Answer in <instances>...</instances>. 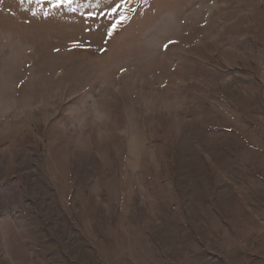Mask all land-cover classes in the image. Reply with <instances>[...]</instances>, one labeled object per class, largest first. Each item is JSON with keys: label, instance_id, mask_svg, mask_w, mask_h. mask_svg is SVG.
<instances>
[{"label": "rangeland", "instance_id": "374dc122", "mask_svg": "<svg viewBox=\"0 0 264 264\" xmlns=\"http://www.w3.org/2000/svg\"><path fill=\"white\" fill-rule=\"evenodd\" d=\"M122 2L0 0V264H264V0Z\"/></svg>", "mask_w": 264, "mask_h": 264}, {"label": "snow or ice", "instance_id": "6c2138e0", "mask_svg": "<svg viewBox=\"0 0 264 264\" xmlns=\"http://www.w3.org/2000/svg\"><path fill=\"white\" fill-rule=\"evenodd\" d=\"M128 2V0H123L122 3H118L116 4L114 7L111 8V12L110 14H115L119 9H122L124 4H126ZM49 3L53 6V7H66L70 12H75L77 11V8L79 7H95L97 5H89V4H84V5H79L76 4V0H55V2L53 3V0H49ZM76 4L75 7H73V5ZM45 16H47V12H45ZM126 19H128V17H126L123 12H121V15L119 16V18L117 19L116 23L112 25V29L109 31V35H111V31L115 30V28L117 27L118 24L122 23L123 21H125ZM176 43V41H172L169 40L166 44L163 45L164 49L166 50L169 45ZM80 46L77 43H73L72 47H78ZM58 50V49H57ZM126 71V69H121L120 72L121 74H123Z\"/></svg>", "mask_w": 264, "mask_h": 264}, {"label": "bare ground", "instance_id": "6f19581e", "mask_svg": "<svg viewBox=\"0 0 264 264\" xmlns=\"http://www.w3.org/2000/svg\"><path fill=\"white\" fill-rule=\"evenodd\" d=\"M187 151V150H186Z\"/></svg>", "mask_w": 264, "mask_h": 264}]
</instances>
